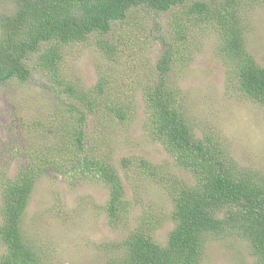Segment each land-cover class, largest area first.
Wrapping results in <instances>:
<instances>
[{
    "label": "trees",
    "instance_id": "16d2710c",
    "mask_svg": "<svg viewBox=\"0 0 264 264\" xmlns=\"http://www.w3.org/2000/svg\"><path fill=\"white\" fill-rule=\"evenodd\" d=\"M260 1L264 2L13 0L12 11H0V85L11 80L25 82L35 70L46 76L47 87L64 104L57 108L61 110L59 118L38 123L42 138L26 146L20 139L12 144L29 150L15 172L1 179L0 240L5 250L0 254V264H57L30 239L24 225L34 189L50 170L103 184L108 197L101 209L107 223L113 227L123 223L129 201L122 172L129 175L134 159L122 157L120 173L105 152H93L98 144L89 142L85 124L89 114L98 121L109 117L120 123L133 116L134 93L119 76L123 70L130 73V68L116 66L126 49L141 47L137 41L146 28L135 15L140 10L172 14L171 39L165 42L156 64L157 79L142 89L144 125L176 165L192 175L193 182L172 181L168 191L173 207L166 217L148 212L121 243L124 254L105 264H201L209 241L230 236L248 243L254 255L251 264H264V172L242 167L215 132L196 137L180 92L168 83L169 72L188 51L185 46L192 36L193 23L212 26L218 32L217 53L229 80L246 97L264 104V65L247 49L242 15ZM89 42L107 67L99 65L97 81L86 88L65 73L62 65L65 48ZM33 59L34 64H30ZM141 158L138 162L145 168L142 173L158 175L156 166ZM166 220L173 226L166 242L159 243L153 232ZM109 245L117 246L102 244L106 248Z\"/></svg>",
    "mask_w": 264,
    "mask_h": 264
},
{
    "label": "rangeland",
    "instance_id": "374dc122",
    "mask_svg": "<svg viewBox=\"0 0 264 264\" xmlns=\"http://www.w3.org/2000/svg\"><path fill=\"white\" fill-rule=\"evenodd\" d=\"M13 9V0H0V11ZM135 15L146 28L137 41L141 47H134V51L126 49L116 66L117 69L130 68V73L123 70L119 76L121 80L125 78L122 83L134 93L133 116L124 123L105 117L101 124L95 115L89 114L85 124L89 142L98 144L93 152H105L120 173L121 158L134 159L133 163L130 159L135 166L128 171L129 175L122 172L129 209L123 223L113 227L107 223L101 209L108 197L103 184L50 170L34 189L24 225L30 239L53 263L105 264L113 257L122 256L121 243L148 212L166 217L172 209L168 185L172 181L180 182L177 179L187 184L193 182L192 175L176 165L164 145L153 139L144 125L142 89L147 83L155 84L156 64L164 52L165 42L171 39L169 20L172 14L140 10ZM242 15L247 49L259 64L264 65V2L247 7ZM192 31L185 46L188 51L169 72L168 83L180 92L195 136L215 132L242 167L264 172V104L246 97L229 80V72L217 53L218 32L212 26L198 23H193ZM64 54L62 67L65 73L86 88L97 81L99 65L107 67L90 42L68 46ZM30 64H34V59ZM47 86L46 76L35 70L25 82L11 80L0 85V195L1 179L7 173L15 172L22 156L29 150L12 144L20 139L26 146L34 142L33 139L42 138L43 133L38 135L41 130L38 123L56 120L61 115L57 108L64 104ZM51 138L47 136L46 139ZM141 157L156 166L158 175L142 173L145 168L138 162ZM172 226L173 223L166 220L154 230V240L165 243ZM104 243L117 246L106 248L102 246ZM4 250L0 240V254ZM253 260L248 243L230 236L209 241L201 264H251Z\"/></svg>",
    "mask_w": 264,
    "mask_h": 264
}]
</instances>
